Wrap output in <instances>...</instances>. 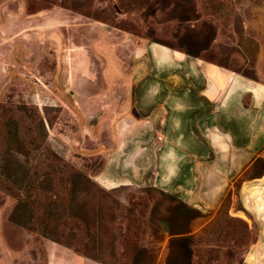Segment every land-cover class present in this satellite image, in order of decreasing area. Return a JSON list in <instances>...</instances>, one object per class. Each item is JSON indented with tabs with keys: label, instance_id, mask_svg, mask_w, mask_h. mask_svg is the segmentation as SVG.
Here are the masks:
<instances>
[{
	"label": "rangeland",
	"instance_id": "rangeland-1",
	"mask_svg": "<svg viewBox=\"0 0 264 264\" xmlns=\"http://www.w3.org/2000/svg\"><path fill=\"white\" fill-rule=\"evenodd\" d=\"M148 43L264 81V0H0V264H264V151L212 211L100 184Z\"/></svg>",
	"mask_w": 264,
	"mask_h": 264
},
{
	"label": "crops",
	"instance_id": "crops-1",
	"mask_svg": "<svg viewBox=\"0 0 264 264\" xmlns=\"http://www.w3.org/2000/svg\"><path fill=\"white\" fill-rule=\"evenodd\" d=\"M133 63L141 71L133 74L134 99L114 119L111 168L98 176L100 184L151 182L215 210L264 151V81L157 43L141 45ZM129 154L132 169L122 176ZM250 259L245 264H254Z\"/></svg>",
	"mask_w": 264,
	"mask_h": 264
},
{
	"label": "trees",
	"instance_id": "trees-1",
	"mask_svg": "<svg viewBox=\"0 0 264 264\" xmlns=\"http://www.w3.org/2000/svg\"><path fill=\"white\" fill-rule=\"evenodd\" d=\"M173 200H174V199H173ZM180 232H181V230H177V234H181ZM182 239H183V241H187V239H185V238H182ZM143 251H144V250H142V253H143ZM144 252H145V251H144ZM146 253L148 254L147 251H146ZM141 258H142V254L136 256V257H135V260H138V261H139V260H141ZM136 262H137V261H136Z\"/></svg>",
	"mask_w": 264,
	"mask_h": 264
}]
</instances>
